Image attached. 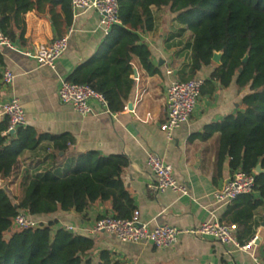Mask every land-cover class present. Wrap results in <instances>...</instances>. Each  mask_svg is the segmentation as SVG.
Here are the masks:
<instances>
[{"label": "crops", "instance_id": "0c3cea01", "mask_svg": "<svg viewBox=\"0 0 264 264\" xmlns=\"http://www.w3.org/2000/svg\"><path fill=\"white\" fill-rule=\"evenodd\" d=\"M62 5L63 0H55V3L29 0L28 7L20 11L18 20L27 38L23 45L15 43L21 50H34L50 43L63 36L70 25L76 30L55 68L40 67L35 59L22 51H1L4 63L0 64V101L17 97L26 111V125L44 133L71 134L75 140L72 150H97L103 155L125 154L129 164L122 177L134 198V218L137 220L151 226L169 224L180 229L214 219L226 222L224 214L231 202L220 204L214 194L232 174L230 160L227 158L219 168L220 133L206 134V126L219 123L240 110L249 88L239 89L235 78L227 87H222L218 81H208L219 64L213 62L203 67L196 75L204 79L197 107L190 120L176 128L169 138L164 130L167 89L175 80H182L181 75L187 72L188 44L192 36L175 19L169 6H163L153 10V30L142 34L143 41L150 47L151 61L157 72L150 74L135 58L130 71L135 83L126 107L120 112L108 113L97 105L95 115H82L60 101L59 81L67 79L80 63L102 52L106 48L107 34L96 10L82 13L69 24ZM7 69L14 72L12 84L3 81ZM50 146L49 142H44L35 151L22 154L21 178L25 171L33 175L51 167ZM149 151L173 164L176 178L189 187L188 195L172 190L156 192L149 187L153 181L146 164ZM66 169L63 164L56 170L65 173ZM106 215H112L110 206L97 202L83 213L58 211L40 216L39 220L45 223L55 220V227L73 225L86 230ZM263 221L264 206L254 215L252 236L246 244L255 237L257 239L248 250L222 244L211 236L196 237L187 233L180 234L178 242L166 249L149 242H122L107 233L82 234L96 240V253L107 248L126 264H255V257L264 261Z\"/></svg>", "mask_w": 264, "mask_h": 264}, {"label": "trees", "instance_id": "16d2710c", "mask_svg": "<svg viewBox=\"0 0 264 264\" xmlns=\"http://www.w3.org/2000/svg\"><path fill=\"white\" fill-rule=\"evenodd\" d=\"M118 2L120 23L107 34L106 48L80 63L67 79L89 84L105 97L111 112L122 111L135 83L130 75L134 59L150 74L157 72L142 34L153 30V10L163 6H169L192 36L190 62L182 81L196 77L203 67L212 65L215 52H222L221 63L208 81L227 87L235 78L239 89L250 91L240 110L206 126V134L220 133L219 168L229 158L232 172L255 173L254 192L235 198L224 214L226 222L237 226V239L245 245L252 236L254 215L264 206V171H256L259 164L264 169V0ZM28 5L29 0H0V27L14 43H26L18 15ZM62 7L71 24L70 0H63ZM7 128L8 121H0L1 180H8L19 169L25 151H35L44 142L51 144L52 163L43 172H23L22 193L14 199L0 186V264H126L107 248L96 253L93 237L55 227V220L27 229L13 228V221L20 211L39 219L58 211L83 213L97 202L109 205L115 217L134 218L135 201L122 177L129 158L72 150L75 140L69 133H44L26 125L10 135L5 134ZM63 164L65 173L56 170Z\"/></svg>", "mask_w": 264, "mask_h": 264}, {"label": "built area", "instance_id": "2783aa9c", "mask_svg": "<svg viewBox=\"0 0 264 264\" xmlns=\"http://www.w3.org/2000/svg\"><path fill=\"white\" fill-rule=\"evenodd\" d=\"M72 19L75 21L82 13L88 10H96L100 14V24L108 34L115 24L120 23L118 0H70ZM76 28L70 25L63 36L55 38L48 44L40 45L34 50H21L0 27V51L5 49L22 51L24 54L36 60L40 67L55 68L57 60L64 55L68 49L69 39ZM14 72L7 69L3 73V81L12 84ZM204 79L194 77L189 80H175L167 89V120L164 130L169 138H172L176 128L187 123L195 111L202 93ZM58 97L64 104L71 105L82 115H95L96 106H101L108 113V103L105 97L86 83H76L66 78H61L58 87ZM7 120L8 128L5 134L11 130H17L26 126V111L21 101L13 97L6 101H0V121ZM146 164L152 174L153 181L149 187L156 192L172 190L183 195L189 194L187 184L180 182L175 176L172 163L163 159L159 154L149 151ZM255 173H246L235 170L223 185L215 191V199L220 204H228L243 194H250L255 189ZM41 220L20 211L14 218L13 228L27 229L37 227ZM64 228L76 234L86 233L96 235L107 233L115 236L122 242H149L157 248L166 249L174 246L180 234L187 233L196 237L211 236L222 244H233L243 250H248L257 237L248 244L241 245L237 239V226L233 223L209 220L192 228L180 229L169 224L151 226L136 218H118L106 215L98 218L91 228H82L66 225ZM255 264H264L260 258H254Z\"/></svg>", "mask_w": 264, "mask_h": 264}, {"label": "rangeland", "instance_id": "374dc122", "mask_svg": "<svg viewBox=\"0 0 264 264\" xmlns=\"http://www.w3.org/2000/svg\"><path fill=\"white\" fill-rule=\"evenodd\" d=\"M21 163H22V161L20 162L19 169L15 171L14 175L11 178H9L6 181H3V180L0 179V186L1 187H5L8 190L10 196L13 199L16 196H20L21 193H22V187H21V185H22V183H21L22 178L19 176L20 175Z\"/></svg>", "mask_w": 264, "mask_h": 264}, {"label": "water", "instance_id": "95a60500", "mask_svg": "<svg viewBox=\"0 0 264 264\" xmlns=\"http://www.w3.org/2000/svg\"><path fill=\"white\" fill-rule=\"evenodd\" d=\"M221 57H222V52H215L212 60H213V62H215L217 64H220L221 63ZM247 58H248V56L246 55V57L244 58V61H247ZM15 132H16V130H11L9 132V134L10 135H13V134H15ZM256 171L257 172H262L263 171V168L261 167V164H259L257 166ZM262 225L264 226V221H263V224Z\"/></svg>", "mask_w": 264, "mask_h": 264}]
</instances>
